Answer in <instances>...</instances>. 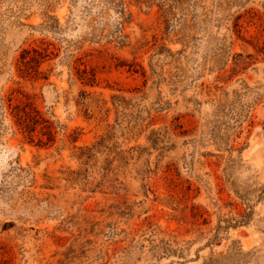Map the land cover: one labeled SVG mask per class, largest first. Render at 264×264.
Listing matches in <instances>:
<instances>
[{"label": "rangeland", "instance_id": "obj_1", "mask_svg": "<svg viewBox=\"0 0 264 264\" xmlns=\"http://www.w3.org/2000/svg\"><path fill=\"white\" fill-rule=\"evenodd\" d=\"M126 4L0 0V264H264V0Z\"/></svg>", "mask_w": 264, "mask_h": 264}, {"label": "trees", "instance_id": "obj_2", "mask_svg": "<svg viewBox=\"0 0 264 264\" xmlns=\"http://www.w3.org/2000/svg\"><path fill=\"white\" fill-rule=\"evenodd\" d=\"M106 6H113L118 16L116 18V28L120 33L117 35L120 37V40L117 41L119 44H124L123 38L125 35L122 33L124 29V25L126 22H129L131 19V14L127 10L126 0H104ZM19 118V124L21 127L25 128L26 131H34L37 126L42 128H46V132L43 134L48 135V138L53 136L55 132L53 125L51 122L46 119L42 113L36 109L34 111H29L25 107H22L19 113L16 114Z\"/></svg>", "mask_w": 264, "mask_h": 264}]
</instances>
